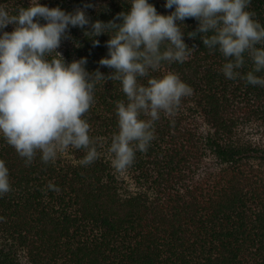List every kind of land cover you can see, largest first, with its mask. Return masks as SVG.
<instances>
[{"label":"trees","instance_id":"16d2710c","mask_svg":"<svg viewBox=\"0 0 264 264\" xmlns=\"http://www.w3.org/2000/svg\"><path fill=\"white\" fill-rule=\"evenodd\" d=\"M24 87L69 156L0 130V264H264V0H0Z\"/></svg>","mask_w":264,"mask_h":264},{"label":"rangeland","instance_id":"374dc122","mask_svg":"<svg viewBox=\"0 0 264 264\" xmlns=\"http://www.w3.org/2000/svg\"><path fill=\"white\" fill-rule=\"evenodd\" d=\"M62 42H55L56 48L61 47ZM22 55H18L21 59ZM26 87V86H25ZM17 89L16 98L9 107L0 109V130L7 131L20 141L39 142L45 144L50 151L59 156L68 157V149L58 135V126L52 120L44 117L35 106H29V98L26 96V88ZM5 113V114H4ZM200 129L206 133L209 128L197 118ZM240 142L250 143L264 149V127L251 123L239 129ZM220 165L214 156L208 155L204 160V166L199 172V178H207L214 174ZM118 177L122 180L124 190L134 192L137 190L129 173L122 166H116Z\"/></svg>","mask_w":264,"mask_h":264}]
</instances>
